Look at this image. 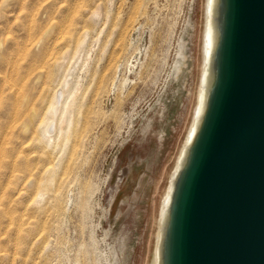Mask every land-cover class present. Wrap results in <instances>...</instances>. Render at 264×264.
Segmentation results:
<instances>
[{
  "label": "rangeland",
  "instance_id": "374dc122",
  "mask_svg": "<svg viewBox=\"0 0 264 264\" xmlns=\"http://www.w3.org/2000/svg\"><path fill=\"white\" fill-rule=\"evenodd\" d=\"M205 4L0 0V264H153L194 115ZM49 54L61 65L25 127L16 89ZM63 75L75 77L72 125L48 145L42 114Z\"/></svg>",
  "mask_w": 264,
  "mask_h": 264
},
{
  "label": "water",
  "instance_id": "95a60500",
  "mask_svg": "<svg viewBox=\"0 0 264 264\" xmlns=\"http://www.w3.org/2000/svg\"><path fill=\"white\" fill-rule=\"evenodd\" d=\"M215 3L205 103L170 185L158 264H264V0Z\"/></svg>",
  "mask_w": 264,
  "mask_h": 264
},
{
  "label": "bare ground",
  "instance_id": "6f19581e",
  "mask_svg": "<svg viewBox=\"0 0 264 264\" xmlns=\"http://www.w3.org/2000/svg\"><path fill=\"white\" fill-rule=\"evenodd\" d=\"M215 2H216V0H206V4H205V24H204V32H203V44H202L203 46H202V58H201L202 59V65H201V71H200V77H199L198 91H197V96H196V105H195V109H194V116H193V120H192L190 129L188 131L187 137L185 139L184 146H183L182 151L178 157L174 172L171 175L170 183L167 187L166 193L164 195V198H163V201L161 204V208H160V212H159V220H158V231H157L156 242H155V248L156 249H154V255H153L154 256L153 264H158V242H159V238H160L161 224L164 220L166 208H167L168 202H169L168 199H169L170 192H171V186L170 185H172L173 178L175 177L176 172L178 171V169L180 167V164H181L182 158L184 156L186 147L188 146V144L191 142V139L193 138V135H194L196 127L198 125L199 118L202 114L204 103H205L204 100L206 97V90H207L206 86H208V83H209V73H208L209 72V65H210L211 54H212V51L214 48V43H215L214 17H213L214 13H215V6H216ZM57 64H58V57L55 54L45 55L43 57L42 62H41L42 66L35 68L33 71L29 70L28 73L26 74L27 77H29V79L32 78V80H30V84L28 85L27 83H22L19 86V89H16V90H19V91H16V94L19 93V95H18L19 100H18V103L16 104L15 108L17 109V113L20 116H22V118L24 119L25 127H29L30 125H32L33 121L37 117V115H38L37 114V111H38L37 107L40 105L41 102L44 101V100L42 101V99L43 98L45 99V97H47L45 95H46V93H48L47 92L48 89H50L49 88L50 83L51 82L54 83V80H53L54 70H56L55 66H57ZM60 65H61V63H60ZM71 68L73 69V67H71ZM24 78L25 77H21L20 80L22 81V80H24ZM64 78H65V76H64ZM67 78L64 79L62 86L60 88L58 87V89L56 88L57 90L55 92H53L54 96L52 98V101L50 102V105L48 106L46 112L44 114H42L46 117V119L44 118L45 120L43 122H41L40 126L44 125L43 138H44V141L47 142V144L51 143V144L55 145L56 142H58L59 140L61 141V139H64V136H62V135H64L63 134L64 125L68 128H71V126H70V124H71L70 115L71 114L69 115L70 104L68 101V99H69L68 97L75 95L76 89L74 88L75 89L74 91L73 90L71 91V89H70V86L72 84L71 82H73L71 80L74 79L75 77H73L72 79L70 77V79L68 78L69 80ZM58 81H59V79H58ZM45 101H47V100H45ZM39 111H41V110H39ZM39 116H40V114H39ZM56 125L59 126L58 131H57ZM40 129L42 130L41 127H40ZM57 132H58V134H57ZM41 134H42V132H41ZM47 144H45V145H47ZM51 144H48V145H51Z\"/></svg>",
  "mask_w": 264,
  "mask_h": 264
}]
</instances>
